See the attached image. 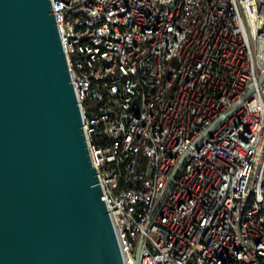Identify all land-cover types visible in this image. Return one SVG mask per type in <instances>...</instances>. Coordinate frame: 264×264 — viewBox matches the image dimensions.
Returning <instances> with one entry per match:
<instances>
[{"label": "built area", "instance_id": "built-area-1", "mask_svg": "<svg viewBox=\"0 0 264 264\" xmlns=\"http://www.w3.org/2000/svg\"><path fill=\"white\" fill-rule=\"evenodd\" d=\"M50 3L122 263L264 264V0Z\"/></svg>", "mask_w": 264, "mask_h": 264}, {"label": "water", "instance_id": "water-1", "mask_svg": "<svg viewBox=\"0 0 264 264\" xmlns=\"http://www.w3.org/2000/svg\"><path fill=\"white\" fill-rule=\"evenodd\" d=\"M101 196L50 0H0V264H123Z\"/></svg>", "mask_w": 264, "mask_h": 264}]
</instances>
